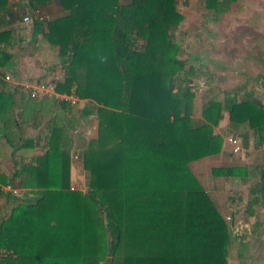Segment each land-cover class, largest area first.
Returning a JSON list of instances; mask_svg holds the SVG:
<instances>
[{"label": "trees", "instance_id": "1", "mask_svg": "<svg viewBox=\"0 0 264 264\" xmlns=\"http://www.w3.org/2000/svg\"><path fill=\"white\" fill-rule=\"evenodd\" d=\"M8 1L0 0L2 19ZM61 1L71 14L31 24L58 49L63 79L56 92L88 101L81 115L97 122V134H75L83 125L72 108L77 102L43 95L63 104L64 113L56 117L61 110L52 109L54 126L44 127L47 145L38 154L19 156L11 177L0 174V264H230L233 225L193 166L223 152L224 134L216 128L226 111L225 135L244 133L247 146L252 131L255 145L263 144L264 108L247 91L240 99L221 91L203 94L196 115L198 84L191 81L200 68L190 54L181 57L178 37L210 23L216 28L234 0H198L193 12L202 11L203 25L195 31L183 29L190 0ZM9 39L0 32L1 44ZM16 80L7 88L0 78L6 125L15 91L32 109H43L34 89H24L29 83ZM46 110L39 113L43 122ZM75 158L90 174L81 188L72 183ZM209 173L244 189L229 196L230 206L239 200L249 216L264 206V164L218 163ZM246 256L241 248L239 259Z\"/></svg>", "mask_w": 264, "mask_h": 264}, {"label": "crops", "instance_id": "2", "mask_svg": "<svg viewBox=\"0 0 264 264\" xmlns=\"http://www.w3.org/2000/svg\"><path fill=\"white\" fill-rule=\"evenodd\" d=\"M197 2L198 0H190V7H186L185 9L186 13L188 14L187 16L189 17L186 18L187 21L188 19L189 21L195 19L193 25L191 22L187 26L194 31L196 30L194 25H198V23H196V19H203L202 11H197L195 13L193 12V10L195 9L193 5H196ZM6 7L8 8V13L5 19L1 18L2 16H4V10L2 11L0 8V32H8L10 39L7 43L1 44L0 42V78L4 79L7 75H10L13 78L11 81H7L5 79L7 81V88L8 85L9 87H12L10 83L16 84L18 82V80L16 79H19L21 80V82L24 83H29V86L31 87L35 85V82L38 78H47L46 80H48L49 78H60L61 58L58 55L57 47H52V45L43 35L44 33H40V30H36L31 23L36 18L38 19L40 17L37 12L40 13V15L43 17V20L63 18L71 14L63 6L62 1L46 0L40 5H33L31 3V0H9ZM239 9H241L242 11H247V14L245 13L244 16L240 15V18L247 19L246 21L248 22V24L245 25V21L241 24L239 23L238 26L236 25L237 28L232 31L235 32L236 30V32L239 34L244 30H247L249 32V35L251 33L254 37L252 41H249L248 43L249 52L244 55L245 59L242 58L243 61L245 60L246 62H248V72L246 75L243 76L245 78H237V82L234 86H222L218 87V89L222 91V94H224V91H234V94L237 96V99H240V97L243 96L247 91L248 94L252 97V99L256 100L261 105V107L264 108V0H234L233 9L232 12H230L231 16L232 14H234L235 10H238L239 12ZM213 13L214 12H212L209 17L213 16ZM230 13L222 16L221 20L225 18V16H228ZM25 15H30L32 22L26 23L23 20ZM205 20L207 21L208 19ZM218 27L220 26H217L216 28ZM48 31V28H45V32L47 33ZM40 36L43 38V41L45 43V48H43V51L47 53L46 50L50 49L53 52V56L51 58L50 63H46V60L42 63L37 62L38 59H36V56H38L37 51L39 50L37 48L40 47V41L38 40L42 39H40ZM225 40L226 39L222 40L220 38H213V42L219 45L224 44L221 43V41L223 42ZM226 45L227 44L225 43L224 47H226ZM2 50H5V52H7L8 54L2 53ZM8 57L10 58V60L6 61ZM224 63L226 62H222V64ZM224 74L225 72H223V75ZM224 82L227 84L228 80L224 79ZM207 83L206 86L208 87ZM213 84L214 81H212L211 85L214 86ZM1 85L2 84L0 83V90ZM12 94L14 97V104H12L13 114L9 115L11 117V120H9V124L7 123V125L4 122H0V174L4 175V177L12 176V173L16 169V162L19 160V156L36 155L41 151L42 146L44 144L47 145V139L46 136H44L43 132L47 130L48 127H51L52 129V127L54 126V120L52 119L54 112L52 111V109L54 107H57V111L61 110L60 113H57L56 117H59L60 114L63 115L64 113L62 106L63 104H59L58 101H56L58 103L55 102L56 104H54V101L48 102L47 98H43V95L45 94H35V96H38V101L35 102L39 103V106L42 104L40 107H42L43 109H34H40L41 112V110H44V108L46 107V113L48 112L50 115L47 117L46 121L43 122L42 118H39V116H41L39 114L40 112H37L36 110L32 109V106L29 105L30 101L28 99H26L24 96L21 95V93H18L17 91ZM47 95H50V97H53L54 95L53 98H57V95L55 94ZM57 99L61 100L62 98L59 97ZM46 103H49V105L46 106ZM87 104V100L80 99L74 106L76 107V109L72 107L75 111H77L76 114L78 115V119L85 123L86 119L84 121V118L86 117H83L81 114ZM68 111L74 112L73 110ZM21 113L25 114V116ZM229 124V112L226 111L224 119L220 122L218 128H216L218 132L224 134V150L220 155L216 157L219 159L218 161H220V164H229L231 162L234 163V161H237L241 165H247L252 163L263 165L264 143L260 144L259 146H256L255 135L252 131H249V143L247 146L244 142V133L239 135V137L243 141L242 143L245 152L238 154L232 153V146L228 142V137L230 135H225V129ZM94 125L96 126V124ZM44 127L47 129H44ZM88 134H92L90 130H88ZM29 139L34 140L35 144H33L32 146L28 145L32 143L31 141H28ZM79 162H81L80 159L75 158V160H73L72 165V183L73 186L77 188H81L87 184L86 174H88L86 173L87 171L84 168V176L80 175ZM218 179L222 178H215V180L213 181H217ZM80 184H83V186H78ZM230 184H227V186L229 187V189L233 188V190H235L233 195L243 193V188H241L238 184H233V186ZM2 188L9 189L10 187L3 186ZM233 202L235 208H238L237 212H235V209L233 211L234 224L236 221L237 223H239L237 230L238 234L235 233L236 238H238L240 244L243 245L242 248L246 252V258L256 260L258 262L257 264H264V260H260V258L258 257V253H255V249L257 246L255 241L264 238V206L259 207L255 215L249 216L248 213L244 211L242 207H240L241 202L239 200H233ZM238 202L239 206L236 205ZM237 213H240L243 216L241 220H236L235 216ZM244 229L246 231H249V233H246ZM241 230H244L245 234L247 235H240L239 232H241ZM247 237H250L251 239L247 241ZM240 244L236 248L237 250L235 253V257L238 264H242V262L238 261L240 260Z\"/></svg>", "mask_w": 264, "mask_h": 264}, {"label": "rangeland", "instance_id": "3", "mask_svg": "<svg viewBox=\"0 0 264 264\" xmlns=\"http://www.w3.org/2000/svg\"><path fill=\"white\" fill-rule=\"evenodd\" d=\"M245 13L247 14V11H244V10L242 11L241 9H239V12H238V10L237 11L235 10L232 16L230 13L228 16H225V18L222 19L223 22L220 21L216 25V26H220L218 28H213V24L210 23L211 27L210 25H206L203 28V32L201 30L200 32L196 34L194 33V35L193 34L192 35L183 34V37H178V38H182V42H183L182 44L184 45V49H185V52L181 53V57L188 58L189 57L188 55L190 54L192 58H194L193 64H195L196 67L200 68V72L197 71L198 72L197 75L193 74L194 80L191 81L192 84H196V83L198 84L197 88H195L196 89L195 91L196 108H197L196 115H200L202 99L205 94L207 95V99L212 97L213 94H217L218 96H220L221 91L218 89V87L234 86L237 82V78H245L243 76L246 75L248 72L247 70L248 62H246L245 60L243 61V59H245L244 55L249 52L248 43L249 41H252L254 37L251 33L249 35V32L247 30H244L243 32L239 34L236 32V30L235 32L232 31L235 28H237L239 23L241 24L242 22L245 21L244 24L245 25L248 24V22L246 21L247 19L240 18V15L244 16ZM196 21H197L196 23L202 24L199 18H197ZM191 22L193 25L195 22V19H193L192 21H189V19L187 22L185 21L183 25V29L184 30L190 29V27H187V26ZM211 34H214V36H211ZM41 38L42 37L40 36V39ZM213 38L215 39L220 38L222 40L226 39L223 42L221 41V43L227 44L226 47H224V44H220L221 46L219 44H215V42H213ZM185 39L186 41H189V44H187L184 41ZM38 41H40V47L37 48L39 49L37 51L38 56H36V59H38L37 62L42 63V62H45L46 60V63H50L51 58L53 56V52L50 49L46 50L47 53L43 51V48H45L44 47L45 43L43 41V38ZM222 62H226V63L222 64ZM208 72L210 73V75ZM223 72H225L224 75H223ZM213 75L215 77H213ZM212 77L215 78V83L213 84L214 89H209V87L206 86V83L209 80L208 78H212ZM59 79L60 80L63 79L62 74H60V78H49L50 81H55V82H57ZM224 79L228 80L227 84L224 82ZM85 119H86V123L83 122V125H81L79 128L80 130L78 129L79 133H76V134H81V138H83V136L86 135L83 133V130H86L85 132L87 133H88V130H90L92 135L95 136L97 134V122L90 123L89 118H84V121ZM94 124H96V126ZM218 160L219 159L216 157L208 158V159H201L199 163L193 166V169L198 173L199 180L204 185V187L208 190L210 196L215 200L221 212L226 215L228 214L226 218L229 221V223L230 222L232 223L234 233H237L239 223H237L236 221L234 224V219H232L235 206L233 204L231 205L232 206L231 207L228 201L229 196L233 195L235 190L229 189V187L227 186V184L229 183L226 182L224 179H218L217 181H213L215 180V178H213L211 174L209 173V169L213 165H218V163H220V161ZM79 171H80V175L85 174L84 165L82 162H79ZM86 173H88L86 174L87 176L86 180L87 182H89L90 175H89V172H86ZM78 186H83V184H80ZM244 192L245 191L243 189V193ZM242 217L243 216L240 213H237L235 216L236 220L238 219L241 220ZM244 230H241L239 234L242 236H246L247 234H245ZM247 232L249 233V231H246V233ZM250 239H251L250 237L246 238L247 241H249ZM255 243L257 245L255 249V253L256 254L258 253V257L260 258V260H264V257H263L264 256V238L258 239V241H255ZM239 244H240V241L238 238H236L235 241L231 245L230 264H238L236 257H235V253L237 250L236 248L239 246ZM240 246L241 248L243 247L242 244H240ZM238 261L242 262V264H257L258 263L256 260H252L251 258L250 259L249 258L240 259Z\"/></svg>", "mask_w": 264, "mask_h": 264}, {"label": "built area", "instance_id": "4", "mask_svg": "<svg viewBox=\"0 0 264 264\" xmlns=\"http://www.w3.org/2000/svg\"><path fill=\"white\" fill-rule=\"evenodd\" d=\"M37 14H39L41 19H43V17L40 15L39 12H37ZM23 20L26 23L31 22V16L25 15ZM5 79L8 81L12 80L10 75H7ZM55 86H56L55 81H51L50 83H41L36 88H34L32 86L30 87L29 85H25L24 89L28 90L29 88H33L34 94H38V93L39 94H55V95H57V98L61 97L62 99L68 100L69 102H72V103H76L78 101V98L75 95L60 94V93L56 92ZM35 89H37L38 92H36ZM76 133H78V130H76ZM228 142L232 146L233 153L238 154V153H244L245 152L243 145H242V139L239 136H229Z\"/></svg>", "mask_w": 264, "mask_h": 264}, {"label": "water", "instance_id": "5", "mask_svg": "<svg viewBox=\"0 0 264 264\" xmlns=\"http://www.w3.org/2000/svg\"><path fill=\"white\" fill-rule=\"evenodd\" d=\"M230 231H231V238L233 239L234 237H233V232H232V230L230 229Z\"/></svg>", "mask_w": 264, "mask_h": 264}, {"label": "clouds", "instance_id": "6", "mask_svg": "<svg viewBox=\"0 0 264 264\" xmlns=\"http://www.w3.org/2000/svg\"><path fill=\"white\" fill-rule=\"evenodd\" d=\"M8 81V80H7ZM56 83V82H55ZM61 94V93H60ZM78 98V97H77ZM79 100V99H78Z\"/></svg>", "mask_w": 264, "mask_h": 264}]
</instances>
